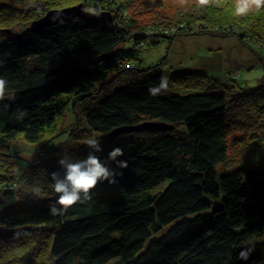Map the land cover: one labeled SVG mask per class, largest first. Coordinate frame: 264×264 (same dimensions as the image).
I'll list each match as a JSON object with an SVG mask.
<instances>
[{"label":"trees","instance_id":"16d2710c","mask_svg":"<svg viewBox=\"0 0 264 264\" xmlns=\"http://www.w3.org/2000/svg\"><path fill=\"white\" fill-rule=\"evenodd\" d=\"M11 8L0 4V77L14 94L0 103V152H14L9 143L22 138L42 143L43 157L27 166L32 174L26 181L13 165L0 164V264H264L257 245L264 238V157L256 166L233 169L228 162L229 141L237 133L246 137L240 144L245 157L264 147V80L241 83L231 70L213 74L184 67L161 74L155 66L142 68L140 53L165 35H147L150 24L134 33L135 20L125 22L124 7L113 1L96 4L114 15L112 24L84 14L39 33L9 37L1 29L21 20ZM218 13L204 11L194 22H160L157 28L171 31L173 39L181 36L173 35L176 30L193 40L251 25L254 30L242 37L258 35L264 43V10L235 21L218 20ZM112 73L117 76L110 80ZM162 77L167 92L151 95ZM17 109L27 111L23 120L16 118ZM69 110L75 118L82 111L89 134L60 146L53 139L44 142ZM145 123L170 129L111 135ZM93 134L102 142L101 160L120 147L128 167L117 169L123 175L116 185L100 183L91 201L51 215L49 205L58 198L51 173L63 175L58 164L63 153L85 158L89 149L83 141ZM246 246L255 250L244 261L238 257Z\"/></svg>","mask_w":264,"mask_h":264},{"label":"rangeland","instance_id":"374dc122","mask_svg":"<svg viewBox=\"0 0 264 264\" xmlns=\"http://www.w3.org/2000/svg\"><path fill=\"white\" fill-rule=\"evenodd\" d=\"M104 3H101V0H26L23 4H17L13 0H0V4L12 5V10L15 12H20L21 20L20 22L14 23L12 26L1 29L2 32L9 37L16 35H24L39 33L43 29L55 25L56 23H61L64 18L57 16L55 11H60L63 9L73 8L79 6V16L85 14L86 16H90L85 12L86 8H96V4L105 5L113 1L115 4H120L123 6V11L126 12V20L128 24L134 22L136 26H134V33L137 31L139 33L143 32V26L150 24L153 28L151 31H147L146 34L150 33L156 35L157 33L165 35L169 37V39L162 38V42L156 46L145 47V51L140 53L142 68H149L151 66H155V70L157 72H161V74H169L170 72H174L177 68L183 69L191 68V69H200L208 71L209 73H228L231 70L230 76L234 79H238V81L249 83H257L261 79L264 80V43L260 44L258 35H252L251 37H242L244 36L242 32L248 30L253 31V26H240L235 25V28L242 27L240 29L233 28L229 30L225 29V32H220V35L227 33L229 37L223 38H231V39H218V37H200L198 39L187 40L185 37H181L183 33L176 30L173 31V35H179L173 39L172 32L161 31L159 27L160 22H194L198 17H200V13L202 12H213L221 11V13L217 14L218 20H223L228 18L230 20H234L237 18L245 17L250 18V16L254 17L255 13L264 10V7L260 9L252 8L246 15L239 16L236 14V5L237 0H212V2L206 6L199 5V0H102ZM10 8V7H9ZM99 10V15L107 14L105 16L110 17V21L102 22L100 20L99 23L109 25L113 23L114 15L106 12V10ZM79 12V11H78ZM53 15L52 19L49 21L51 24L41 23L40 21L45 18L47 15ZM96 15V16H99ZM121 15V14H120ZM119 15V16H120ZM261 15H264L261 13ZM239 16V17H237ZM57 17V18H56ZM264 17V16H263ZM71 18V16H70ZM101 18V17H100ZM59 19V21H58ZM65 19H69L65 18ZM121 19V17H118ZM212 19V18H211ZM95 21L94 19H91ZM214 21V19H213ZM56 22V23H54ZM64 22V21H63ZM69 22V21H66ZM212 22V21H210ZM119 23H121L119 21ZM236 22H233V24ZM194 24V23H193ZM143 25V26H140ZM174 25V24H173ZM254 25V24H252ZM161 26V25H160ZM228 25L227 27H230ZM257 27V26H256ZM244 29V30H242ZM159 31V32H158ZM230 33V34H229ZM187 34L184 33V36ZM171 37V38H170ZM222 37V36H220ZM246 41L253 42L246 44L245 42H239L240 39ZM1 40V39H0ZM135 59V58H134ZM137 59L139 56L137 55ZM165 60V61H164ZM254 62V65L251 63ZM161 63V65H160ZM258 64V65H257ZM117 74L112 73L110 80L115 79ZM127 80L121 81L120 84L127 83ZM245 88L246 85H243ZM249 86V85H248ZM248 88V87H247ZM241 89L239 84L233 89V94H236L237 90ZM238 97V96H237ZM83 116V113L81 111ZM80 113H78V117H74V113L72 111L65 112L64 116L58 120L57 124L53 127L51 131H49L48 135L44 137V142H50L52 139L54 140L53 145L60 146V142L64 144V141H68V138H74L77 134L81 135L84 132L89 134V130L85 125V121L82 118ZM74 115V116H73ZM51 132V133H50ZM246 137L243 133H237L230 138V152L228 162L230 166L234 169L235 167L241 164H247L248 166L258 165L259 162L264 157V147L260 148L252 154H248L246 157L241 153V142ZM9 146L14 150L10 152L1 151L0 152V164L1 166L7 167L10 169V166L13 165V171H19L16 176L19 178H23L24 181L31 176L29 172L28 165L36 164L39 160H37L40 156V159L43 157V146L42 143H27L22 138H17L14 141L9 143ZM264 146V145H263ZM39 148L42 149V152L38 153ZM5 153L8 156L2 155ZM255 160V161H253ZM26 164L23 167L21 164ZM41 175L44 173V169L42 170V166L39 169L38 173ZM12 174V173H11ZM18 178H16V181ZM19 182L16 186L19 189H23V186L26 182ZM21 185V186H20ZM16 187V188H17ZM260 252L264 255V238L259 241L257 244Z\"/></svg>","mask_w":264,"mask_h":264},{"label":"clouds","instance_id":"9594fccd","mask_svg":"<svg viewBox=\"0 0 264 264\" xmlns=\"http://www.w3.org/2000/svg\"><path fill=\"white\" fill-rule=\"evenodd\" d=\"M212 0H199V5L206 6ZM260 9L264 7V0H237L236 14L246 15L252 8ZM86 13L99 15V10L95 8L84 9ZM169 87L166 77H162L160 84L149 89L153 96L167 92ZM14 99V94L9 91V81L0 77V103L5 100ZM16 118L23 120L27 115L25 109H17ZM89 149L85 158H73L63 153L58 160L59 166L63 169V175L58 172L51 173V189L57 194V199L49 205V213L53 216L64 215L73 206L83 204L93 199L94 192L100 183L107 181L110 185H116L117 176L123 173L117 169H126L128 162L120 159L124 152L120 147H114L108 153L107 160H101L97 153L103 152L102 142L95 134L88 136L83 141ZM108 161L116 164V169L109 166ZM59 206V207H58ZM254 246L243 247L239 253V259L247 261Z\"/></svg>","mask_w":264,"mask_h":264},{"label":"water","instance_id":"95a60500","mask_svg":"<svg viewBox=\"0 0 264 264\" xmlns=\"http://www.w3.org/2000/svg\"><path fill=\"white\" fill-rule=\"evenodd\" d=\"M79 13H80L79 6H76V7H73V8L63 9V10H60V11H55L54 14H56L57 16H59L61 18H64L61 21H59V19H58L59 22H63V21L66 22V21H73V20H76L79 17H83L84 16V14L79 16ZM105 15H107V14L96 16L94 18V20L97 21V22H100V20L101 21L104 20V21L109 22L110 21V17L109 16H105ZM52 16L53 15H51V14L47 15L40 22L43 23V25L51 24V22H50L51 20L50 19H52ZM70 16H71V18H70ZM68 17H69V19H65V18H68ZM104 21H102V22H104ZM54 23H56V22H54ZM169 129H170V127L162 125V124L145 123V124L140 125L139 127H136V128L131 127V128H124V129H121V130H117V131L113 132L111 135L112 136H118V135H121V134L130 133V132H134V131H149V132L162 131L163 132V131H168Z\"/></svg>","mask_w":264,"mask_h":264}]
</instances>
